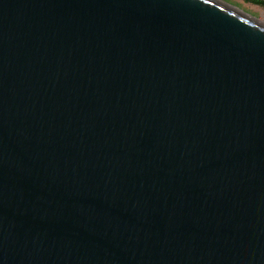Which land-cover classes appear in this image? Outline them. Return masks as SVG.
<instances>
[{
    "label": "water",
    "instance_id": "1",
    "mask_svg": "<svg viewBox=\"0 0 264 264\" xmlns=\"http://www.w3.org/2000/svg\"><path fill=\"white\" fill-rule=\"evenodd\" d=\"M257 20L0 0V264H264Z\"/></svg>",
    "mask_w": 264,
    "mask_h": 264
},
{
    "label": "rangeland",
    "instance_id": "2",
    "mask_svg": "<svg viewBox=\"0 0 264 264\" xmlns=\"http://www.w3.org/2000/svg\"><path fill=\"white\" fill-rule=\"evenodd\" d=\"M264 23V7L246 3L244 0H221Z\"/></svg>",
    "mask_w": 264,
    "mask_h": 264
},
{
    "label": "trees",
    "instance_id": "3",
    "mask_svg": "<svg viewBox=\"0 0 264 264\" xmlns=\"http://www.w3.org/2000/svg\"><path fill=\"white\" fill-rule=\"evenodd\" d=\"M246 3H250L256 6L264 7V0H244Z\"/></svg>",
    "mask_w": 264,
    "mask_h": 264
},
{
    "label": "bare ground",
    "instance_id": "4",
    "mask_svg": "<svg viewBox=\"0 0 264 264\" xmlns=\"http://www.w3.org/2000/svg\"><path fill=\"white\" fill-rule=\"evenodd\" d=\"M260 24H262V25H264V23L263 22H260L259 20H257Z\"/></svg>",
    "mask_w": 264,
    "mask_h": 264
}]
</instances>
